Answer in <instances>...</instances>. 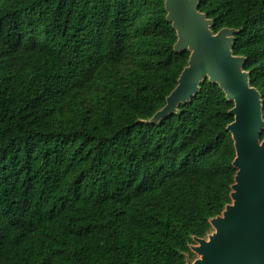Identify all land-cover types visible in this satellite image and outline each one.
I'll list each match as a JSON object with an SVG mask.
<instances>
[{"label": "trees", "instance_id": "obj_1", "mask_svg": "<svg viewBox=\"0 0 264 264\" xmlns=\"http://www.w3.org/2000/svg\"><path fill=\"white\" fill-rule=\"evenodd\" d=\"M199 11L237 30L264 118V0ZM167 14L165 0H0V264H187L232 202L220 86L151 121L191 54Z\"/></svg>", "mask_w": 264, "mask_h": 264}, {"label": "water", "instance_id": "obj_2", "mask_svg": "<svg viewBox=\"0 0 264 264\" xmlns=\"http://www.w3.org/2000/svg\"><path fill=\"white\" fill-rule=\"evenodd\" d=\"M167 19L177 34L176 52H190L188 65L166 105L152 122L166 119L179 105L190 102L205 80L216 83L234 103L227 126L232 135L237 172L231 200L213 218L209 234L195 238L191 251L199 256L187 264H264V130L263 101L244 70L246 58L233 54L237 30L214 33L212 20L199 11V0H165Z\"/></svg>", "mask_w": 264, "mask_h": 264}, {"label": "rangeland", "instance_id": "obj_3", "mask_svg": "<svg viewBox=\"0 0 264 264\" xmlns=\"http://www.w3.org/2000/svg\"><path fill=\"white\" fill-rule=\"evenodd\" d=\"M199 258V256L197 255V254H195V253H193V257L192 258H190V261L191 262H194L196 259H198Z\"/></svg>", "mask_w": 264, "mask_h": 264}]
</instances>
